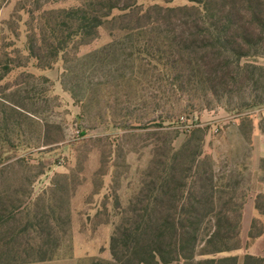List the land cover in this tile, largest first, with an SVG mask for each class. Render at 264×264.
Returning a JSON list of instances; mask_svg holds the SVG:
<instances>
[{"label":"trees","instance_id":"16d2710c","mask_svg":"<svg viewBox=\"0 0 264 264\" xmlns=\"http://www.w3.org/2000/svg\"><path fill=\"white\" fill-rule=\"evenodd\" d=\"M67 1L35 0L38 15L25 12L26 47L37 66L47 54L51 63L44 68H52L60 55L92 44L106 29L109 43L84 60L94 71L100 66L110 73L114 69L120 80L114 85L117 92L144 105L143 81L148 80L157 88L151 99L160 98L165 105H185L191 113L195 104L202 110L223 108L239 118L242 140L250 146L253 119L247 113L264 107V66L244 60L264 58V0H187L188 5L178 7L169 6L175 0H148L154 3L149 6L138 0H75L68 8L51 7ZM13 38L7 49L14 47L4 54L0 86L20 68L11 58L20 53V37L13 33ZM118 47L124 54H118ZM91 93L84 109L97 100V92ZM0 106L2 168L24 151L9 132L20 126L19 119L32 118L7 97H0ZM155 134L152 159L137 193L125 208L116 197L111 259L90 264H264V257L248 252L231 255L243 248L244 209L254 192L242 188L248 165L237 160L241 148L218 163L205 151L207 128L184 133L179 148L170 132ZM257 182L262 190L254 195L245 249L264 237V159ZM4 201L0 197V250L16 254L0 264H14L21 254L33 255L39 263L51 259L55 248L47 230L58 220L56 211L49 207V214L40 217L29 208L18 226L15 214L26 203ZM34 235L46 239L34 246Z\"/></svg>","mask_w":264,"mask_h":264},{"label":"rangeland","instance_id":"374dc122","mask_svg":"<svg viewBox=\"0 0 264 264\" xmlns=\"http://www.w3.org/2000/svg\"><path fill=\"white\" fill-rule=\"evenodd\" d=\"M138 3L154 4L148 0H138ZM188 4L187 0H175L169 6ZM73 5L76 1L68 0L51 7ZM29 10L38 15L35 0H0V73L5 52L14 47L7 49L15 42L13 33L20 37L16 44L20 53L11 56L14 67L20 65V68L2 82L0 97L20 103V110L32 118V122L19 119L20 126H14L9 132L13 143L24 151L0 168V197L4 202L26 203L15 214L18 226L25 222L29 208L32 215L43 217L51 207L58 220L52 222L51 231L47 230L52 233L49 240L55 248L51 259L39 263L34 262L37 257L21 254V258L13 259L14 264H90L94 259L110 260V239L118 222L116 197L125 208L137 193L142 174L152 159L157 131L170 132L175 138L174 146L179 148L185 139L184 133L198 127L207 128L205 151L218 163L241 148L237 160L248 165L242 188L253 189L246 206L254 211V195L262 186L257 182L261 160L258 169L253 168V138L258 130L264 133L260 129H264V107L247 113L253 119L248 146L238 128L239 118L223 108L202 110L195 104L191 113L185 105H165L160 98L151 99L157 95V88L149 86L148 80L143 81L147 88H142L146 104L133 101L114 89L120 81L114 77L117 73L114 69L110 73L108 68L103 70L100 66L94 71L84 60L85 55L109 43L106 29L100 31L92 44L60 55L52 68H44L51 63L47 54H43L37 66L29 57L23 27L28 19L25 12ZM125 51L117 48L118 54ZM244 61L264 66V58ZM92 89L97 92V100L92 107L84 109ZM126 120L128 128L124 129ZM248 232L244 231L243 235L241 231L243 248L231 255L251 252L255 242L245 249ZM42 239L46 238L34 235L31 242L37 246ZM15 254L0 250V260L7 262Z\"/></svg>","mask_w":264,"mask_h":264},{"label":"crops","instance_id":"0c3cea01","mask_svg":"<svg viewBox=\"0 0 264 264\" xmlns=\"http://www.w3.org/2000/svg\"><path fill=\"white\" fill-rule=\"evenodd\" d=\"M258 131L254 132V138H253L254 143H255L254 155H253V168L255 170L258 169L257 166L259 164V161L261 159H264V133L260 132V130ZM253 212L254 211L252 208L248 209L247 206L245 207L243 222H242L243 235H244V231L246 232L249 231L251 220L254 214ZM261 240L259 239L254 243L253 247L251 248L250 254L255 255V256L264 257V238Z\"/></svg>","mask_w":264,"mask_h":264}]
</instances>
